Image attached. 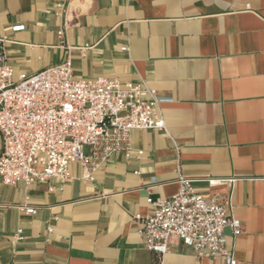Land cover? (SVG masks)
<instances>
[{
  "label": "crops",
  "instance_id": "crops-1",
  "mask_svg": "<svg viewBox=\"0 0 264 264\" xmlns=\"http://www.w3.org/2000/svg\"><path fill=\"white\" fill-rule=\"evenodd\" d=\"M67 59L77 79L157 90L169 134L132 131L92 179L75 162L67 179L0 180V264H226L179 240L159 258L139 236L135 217L177 192L178 168L241 220V235L225 229L237 264H264V0H0V61L15 77Z\"/></svg>",
  "mask_w": 264,
  "mask_h": 264
},
{
  "label": "built area",
  "instance_id": "built-area-1",
  "mask_svg": "<svg viewBox=\"0 0 264 264\" xmlns=\"http://www.w3.org/2000/svg\"><path fill=\"white\" fill-rule=\"evenodd\" d=\"M58 36L62 39L63 31ZM165 101L144 82L77 79L70 59L17 77L12 66L0 61V180L16 186L67 179L75 162L82 166L84 178L92 179L115 152L131 150L132 131L158 129L169 134L161 109ZM177 172V192L168 198L149 197L150 211L135 217L147 250L162 258L169 244L179 240L199 257L220 255L226 264H237L226 247L225 229L230 227L235 237L241 235V220L229 214L220 196L203 194L180 168ZM234 181L210 178L208 184ZM17 207L25 214L37 213L35 206ZM14 237L24 240L23 230Z\"/></svg>",
  "mask_w": 264,
  "mask_h": 264
}]
</instances>
